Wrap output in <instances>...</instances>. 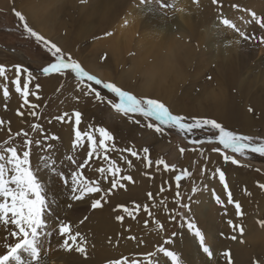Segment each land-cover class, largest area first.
Here are the masks:
<instances>
[{
	"label": "rangeland",
	"instance_id": "obj_1",
	"mask_svg": "<svg viewBox=\"0 0 264 264\" xmlns=\"http://www.w3.org/2000/svg\"><path fill=\"white\" fill-rule=\"evenodd\" d=\"M149 3L141 4L140 0H132L130 7L125 13L126 17L124 18L125 15L123 16L124 19L121 25H113L108 31L99 33L97 29L98 25L94 24L87 27V35L81 37L78 34V28H75L68 19L67 12L71 7L70 0L0 1V63L9 67L17 63L23 64L36 77L32 84H40V91L47 92L43 100L36 98L34 100L28 99L30 104L34 103L39 106L36 109L39 113V118L30 116L28 114L29 110L27 112L30 117L29 121L26 119V116L25 120H23L21 119L22 116L17 115V120L21 125L17 126V129L14 131H30L29 125L31 123H39L48 134H58L60 140L51 141V143L55 144L52 156L56 161L55 167L64 173H68L72 169L66 162V156L70 154L73 125L62 124L56 121L54 117L66 111L72 112L78 110L83 114L80 125L81 130H87L89 126L93 128L103 126L115 137L117 149L134 148L143 157L142 149L147 147L150 150L153 161L162 159L168 165L176 166L177 169L186 168L191 175L189 178L182 180L180 190L184 197L183 202L189 203L192 211V205H195V202H199L209 188L208 181L213 168L217 167L216 165L220 161L223 162V158L219 153L213 152L211 149L214 147L222 148V146L214 143L193 145L188 142V139L184 135L174 130H168L166 135L161 136L144 127L142 117H136V119L141 120V124H136L115 114L106 106L93 103L89 99L82 97L77 102L75 97L80 95V93L74 90V79L61 78L55 74L50 77H44L41 74V67L45 66L47 53L37 46L33 40L26 38L13 13V8L22 12L32 28L57 43L65 53H71L73 58L79 60L87 71L96 75L104 82L115 83L123 90L129 91L137 97L157 99L165 103L174 114L215 119L227 129L239 134L264 138V120H259V116L262 114L256 111L260 107V104H264V77L254 78L253 75H257V72H251L252 76L250 73H246L247 68H251L253 63L264 57V53L261 51V48H264V43L258 42L259 38L263 37L264 30L254 25H244L239 18L243 16L245 19H248L247 13L232 7L233 5H238L239 9L254 11L258 16H261L264 14V0H218V4L216 5L219 6V10L215 15L216 18L219 19L221 13L229 19L237 17L241 21V30L245 31L246 34H253L251 29L253 31L257 30L254 32L257 40L244 41L239 37L240 43H238V48H231V50L227 51L212 50L209 55H204L202 52L206 48L205 44L201 48H198L196 44V54L176 77L167 74L166 69L169 67V64L166 65L163 61V55L167 52L156 51L154 41L148 36V29L143 25L141 18L143 11L141 14L137 13L138 10H141V5L149 6ZM210 3H212V0H198V3H195L194 0H174L173 4L175 8L166 10L171 15L183 9L182 13H185V15L188 13L191 19H196L195 17L199 11L204 12L206 16ZM63 8L65 9V15L61 18L62 13L60 14L59 12ZM261 10L263 12H260ZM129 11H135V14H131L132 20H127L128 23H126L125 19L130 16ZM74 19L72 18V20ZM124 24H128V29L126 32L120 34L121 27L125 26ZM200 30L203 31L204 29ZM108 33H111V35H108ZM75 37L78 38L75 39ZM115 39L117 40L116 43ZM230 63H233L235 67L233 71L230 69ZM13 71L10 67L8 73L10 77L9 81L5 82L3 78H0V85L4 83L8 84L9 96H11V92L12 94L15 93L14 86L11 83ZM260 73L264 75V61L263 65H260ZM208 77H211V79H208ZM152 80L156 81L155 90L151 84ZM61 85H63L62 88ZM97 87L99 88V86ZM31 88L30 93H35L36 89ZM0 90V93H2V87H0ZM101 91L102 94L106 93L110 98L112 97V94L107 93V90ZM151 92H154L153 95L149 94ZM15 94L18 97L17 104L21 106L23 99L18 93ZM81 101L84 104L79 107ZM253 101L256 102L254 103ZM249 107L253 108L254 111L250 112V115L247 113L249 115L247 119L245 111L249 112ZM20 110L23 111L22 108ZM10 117L11 114L5 116L0 114V121H3V123H0V128L8 126ZM49 120L52 121L51 124ZM55 125L56 127L53 129ZM14 131L4 135L0 133V142L10 138H12L13 143L22 140L21 137H14ZM209 135H215V133L198 131L195 133L194 138L205 139ZM35 138H40L39 134ZM181 148L185 149L183 154L180 152ZM192 148H196L197 151H191ZM201 148L204 149V156L209 158L207 161L200 156L199 150ZM226 151L229 155H232L230 150ZM42 154L39 149L33 147L30 159L33 168H41L40 176L46 183V190L49 189V193H47L48 199L57 203V200H60L59 196L63 194L65 196L67 190L61 185V193L55 195L52 191V188L56 186L53 184L61 182L55 176L43 171V162L40 160ZM127 154L116 151L111 152L109 155L112 159L115 156L118 157L117 164L119 166L123 160L121 156H126ZM76 158L78 161L86 160V151L83 149L79 150ZM133 158L139 160L136 157ZM237 158L246 166L239 167L223 162V164L236 169L233 174L237 177L232 176L235 182L239 183L241 181L238 179V176H248L249 178L246 180V183L251 184L250 178H254L258 180L254 186H258V183L264 184V157L258 154H249L247 159L239 156ZM135 163L139 162L135 161ZM107 164L108 162L103 160L102 157L88 161V167L84 170L86 178L98 179L99 173L96 172V168L107 167ZM205 165L207 166V170L202 171L205 169ZM151 169L157 171L155 165ZM174 175L175 173L169 181L170 183L172 182L171 185L175 190ZM214 180L215 178H211V183ZM193 187L198 189L194 195L192 194ZM190 195L192 199L188 200ZM262 198L264 199V195ZM233 199H236L235 195ZM56 203L53 205V208L56 207ZM78 207L80 210H77V206L70 209L67 220L72 223L73 230L75 228L74 224L80 223L85 214L88 216V219L91 215V211H82L84 210V206L78 205ZM56 209L62 210L63 206ZM214 209V205H210L203 211V219L208 226L211 221L205 218H214L217 214ZM262 212L263 208L259 207L253 213L250 221L255 224L258 214ZM186 215L192 218L193 214L186 213ZM250 223H244L242 227L249 230ZM168 224L164 229L162 241H159V246L163 244L165 239H173L172 234L176 233L177 235L181 230L178 222L170 220ZM198 227L206 234V241L208 243L209 234L201 226ZM10 230L11 227L5 229L0 225V254L5 253L6 246L14 242L8 236V231ZM56 237L58 236L54 234L53 238ZM217 237L218 234L215 238ZM244 238L245 236L240 237L239 242H244ZM246 238H250L254 242V238L250 235H247ZM191 239L193 240L191 244H198L193 236H191ZM48 252L49 248L47 254ZM213 253L214 259L215 252L213 251ZM49 264H56V262H50Z\"/></svg>",
	"mask_w": 264,
	"mask_h": 264
},
{
	"label": "snow or ice",
	"instance_id": "obj_2",
	"mask_svg": "<svg viewBox=\"0 0 264 264\" xmlns=\"http://www.w3.org/2000/svg\"><path fill=\"white\" fill-rule=\"evenodd\" d=\"M149 2H155L161 10L175 8L174 4H169L166 0H140L141 4ZM194 2L198 3V0H194ZM212 3L218 4V0H212ZM220 6L222 7V5ZM232 7L247 13L248 19H245L243 16L239 18L244 25H254L264 30V17L258 16L254 11L239 9L238 5H233ZM180 10L182 11L183 9ZM13 13L26 38L33 40L37 46L47 53L45 66L41 67V74L44 77H50L55 74L61 78L74 79V90L80 93V95L75 97L77 102L82 97L89 99L93 103L106 106L115 114L136 124H141V120L136 119V117H142L144 121L143 126L161 136L166 135L168 130H174L184 135L190 144L214 143L222 146V148L214 147L211 151L219 153L224 163L245 167L246 165L242 164L237 156L247 159L249 154H258L264 157V138L239 134L227 129L215 119L174 114L165 103L157 99L137 97L131 92L123 90L115 83L104 82L96 75L87 71L79 60L73 58L71 53H65L57 43L32 28L22 12L13 8ZM217 27L232 30L244 41L257 40L255 33L251 35L246 34L235 22L225 17L222 13L219 15ZM108 35H111V33H108ZM258 42L264 43V37H260ZM236 43H240V40H236ZM10 67L14 70L11 78L14 91L23 99V104L17 109V114L23 116L24 112L20 109L28 107V114L38 119L39 113L36 109L39 106L34 103L30 104L28 97L31 85L36 89V92L32 94L36 96V99H39L41 85L38 83L32 84L36 77L23 64L17 63ZM10 67L0 63V78H3L5 82L10 79L8 75ZM208 79H211V77H208ZM0 87H2L3 98H9L8 84L4 83ZM62 87L63 85H61ZM101 90H107V93H111L112 97L110 98L106 93L102 94ZM248 111L252 112L254 109L249 107ZM82 115L80 111L76 110L72 112L66 111L54 117L56 121L62 124L73 125L70 154L66 156V162L72 169L68 173H64L55 167L56 161L52 156L55 144L51 143V141H59L60 136L56 133L48 134L39 123H31L29 125L30 131L21 130L15 132L13 134L14 137L22 138V140L16 143L12 142V138L0 142V225L5 229L11 227V230L8 231V236L14 241L7 245L5 253L0 254V264H46L48 249L45 246L46 244L50 245L54 234L62 238V242L59 244L61 249L68 252L75 250L85 258L88 255L86 238L82 233L73 231L70 221H66L57 215L55 217L56 223L53 225L46 218L54 215L53 205L56 202L48 199L46 183L40 176L41 168H33L30 159L33 147L43 153L40 156V160L43 162V171L55 176L67 190L65 202L67 209H73L74 206H77V210H80L78 205H84L85 212H95L102 209L109 202L108 198L114 190L125 187L122 181H132L130 175H121L122 169L110 157L109 154L111 152L128 153L129 156L143 159L146 168H151L155 165L158 171L164 170L175 173L174 202L176 207L170 209L169 219L178 222L180 228H186L187 232L196 239L199 248L207 256L209 264H211L214 256L213 250L206 241L205 233L189 215H186V213H191V205L183 202L184 197L180 190L182 180L189 178L190 172L186 168L177 169L174 165L170 166L162 159L153 161L150 150L147 147L142 149L143 157L134 148L117 149L115 137L103 126L98 128L89 126L87 130H81ZM0 123H3V121H0ZM49 123L51 124L52 121L49 120ZM10 131L11 129H9ZM198 131L214 132L215 135H209L205 139L194 138L195 133ZM37 134H39L40 138H35ZM81 149L86 151L87 159L78 161L76 157ZM226 150H230L232 155H229ZM191 151L195 152L197 149L192 148ZM180 152L183 154L185 149L181 148ZM199 152L205 161L209 159L204 156L203 148ZM101 157L108 162L107 167L96 168V172L99 173L98 179L86 178L84 170L88 167V161L94 158L100 159ZM121 159L125 160L129 167L132 166V161L127 156L122 155ZM160 165H163V169H160ZM206 170L207 166L205 165V169L202 171ZM211 178H218L226 194V204L234 205L236 215L242 216L241 204L233 199V194L226 181V173L221 168H216L211 172ZM105 181H109L107 188L103 186ZM170 187V185L168 187L162 185L160 191H168ZM259 187L264 189V184H259ZM197 191L196 187L192 188L193 195ZM211 191L215 203L226 207L225 200H222L220 195L216 194L215 189L213 188ZM147 197L149 201L155 200L152 192H148ZM191 199L192 196L190 195L188 200ZM152 207H155V204ZM121 209L129 217H133L134 211L138 213L141 210L149 216L152 215L148 204L141 206L134 202V211L124 205H118L114 211ZM87 219L88 216L85 214L80 223H84ZM116 219L123 221L125 217L117 215ZM226 223L233 232L243 234L244 229L242 226L233 224V221L230 219ZM259 223L264 227V220ZM157 224H159L158 221ZM160 228L163 229V226L160 225ZM221 235L223 236V233ZM175 236L176 233H173L172 237ZM131 238L135 239V237ZM236 238L235 235L231 236L233 240ZM172 243V238L165 239L155 252L147 253L148 259L146 264H168L169 261L170 264H182L181 257L174 250H170L164 246ZM158 253L162 254L167 260L161 261L156 259L155 257H157ZM221 255L225 258L227 264H233L230 250L222 252ZM25 256L27 259H25ZM110 264H145V262L122 257L111 261ZM253 264H264V262L254 260Z\"/></svg>",
	"mask_w": 264,
	"mask_h": 264
},
{
	"label": "bare ground",
	"instance_id": "obj_3",
	"mask_svg": "<svg viewBox=\"0 0 264 264\" xmlns=\"http://www.w3.org/2000/svg\"><path fill=\"white\" fill-rule=\"evenodd\" d=\"M131 1L132 0H70L71 7L67 12L68 19L75 28H78V34H80L81 37L87 35V27L94 24L98 25V32L103 33L108 31L113 25H121L123 23V19L126 17L125 13L130 7ZM173 1L174 0H166L169 4H173ZM149 4V6L141 5V10H138L137 13L141 14L143 11V14H141L143 25L148 29V36L153 39L156 51L167 52L163 55V61L164 64H169L166 72L170 76H178L188 65L190 59L197 52L196 44L198 48H201L203 44H205L206 48L202 51L204 55H209L212 50L227 51L229 49L231 50V48H238V43H236V40H240L238 34L232 30L217 27L219 19H217L215 15L219 10V6L216 4L210 3L208 5L206 16L204 12L199 11L198 15L195 17L196 19H191L188 13L185 15L181 10L170 15L167 10H161L155 2ZM260 12H263V10ZM59 13H62L61 18H63L65 9L63 8ZM128 13L130 16L125 19L126 23L132 20L131 14H135V11H129ZM261 17H264V14H262ZM72 18L75 19L72 20ZM231 20L240 27L241 21L237 17ZM202 28L204 29L203 31L200 30ZM127 29L128 24L122 26L120 34L126 32ZM256 31L257 30L253 31V29H251L252 33ZM77 38L78 37H75V39ZM116 41L115 39V43ZM261 51L264 53L263 47ZM263 61L264 57L253 63L251 68H247L246 73H250L251 75V72H257V75H253L254 78L264 77V75L260 73V65H263ZM230 69L231 71L235 69L233 63H230ZM151 84L155 90L156 81L152 80ZM31 87L30 85V88ZM153 93L154 92H151L149 94L153 95ZM46 95L47 92L39 91V99H45ZM17 98V95L11 92V96L5 99L2 93H0V114L3 116L11 114L8 126L6 128H0L1 135L9 133V129H11L10 132H13L17 129V126L21 125L17 120V109L20 108L19 104H17ZM35 98L36 96L30 93L28 99L34 100ZM83 104L84 102L81 101L79 107ZM22 109L25 115H23L21 119L25 120L26 116V119L29 121L30 117L27 114L29 108L24 107ZM256 111L262 114L259 116V120H264V104H260V107ZM247 113L249 114L250 112L245 111L246 118L248 119L250 114L248 115ZM55 127L56 125L53 129ZM126 156L132 161V166L129 167L125 160H122L121 165H119L122 169L121 175H130L132 181H122L125 187L114 190L112 195L108 198L109 202L105 204L102 209L96 210L95 212L91 211L89 219L84 221V223L74 224L75 228L73 231L82 233L87 240V258L77 253L75 250L68 252L61 249L59 244L62 242V238L58 236L51 239L50 245L46 244L45 246L47 249L49 248V252L46 256V264L50 262H56V264H110L111 261L122 257H127L129 260L135 259L143 261L146 264L148 259L146 254L156 251L159 246V241L164 235V229L169 225L170 209L176 206L174 202L175 190L171 185L172 182L170 183L169 181V179L173 178L174 173L164 170L153 171L151 168L145 167L143 159L135 160L128 154ZM113 160L117 162L118 157L115 156ZM135 161L139 163H135ZM216 166L217 167L213 168V170L221 168L226 173L229 189L241 204L243 215L237 216L234 205L226 204V194L222 184H220L218 178H215L214 182L211 183L210 177L208 181L209 188L204 193L203 198L199 200V202H195V205H192L191 214H193L192 218L194 222L198 226H201L202 229L204 228L205 232L209 234L208 243L215 252V257L212 259L211 264H227V261L221 255L222 252L227 250L231 251L233 264H253L254 260H261L264 262V227L259 223L264 220V199L262 198L264 189L259 187V183L258 186H254L258 181L254 178H250L251 184L246 183V180L249 178L248 176H238V179L241 181L239 183L235 182L232 176L237 177L233 174L236 169L227 164H223L221 161ZM160 169H163V165L160 166ZM108 183L109 181H105L103 186L107 188ZM53 185H56L52 188L55 195L61 193L60 188L62 183H55ZM162 185L165 187L170 185L171 187L168 191L161 192L160 188ZM212 188H215L216 194L220 195L222 200H225L226 207L221 205L218 206L215 203L212 196ZM148 192L153 193L155 197L154 201L148 200ZM47 193H49V189H47ZM59 197L60 200H57L56 207L54 208V215L46 217L49 223L53 225L56 223L55 217L57 215L60 217L62 216L61 218L67 221L70 214V209L65 207L67 194L65 196L63 194ZM161 201H163V203H161ZM134 202L141 206L148 204L152 215L149 216L143 210L138 213L135 212ZM153 204H155V207H152ZM118 205H124L130 210H133V217H129L122 209L114 211ZM210 205H214V211L217 214L214 218H205L211 221L208 226L204 222L203 211ZM60 206H63L62 210L56 209ZM259 207L263 208V212L258 214L256 223L254 224V222L250 220L253 213H255ZM225 212L227 213L226 215ZM117 215H123L125 219L123 221H118L116 219ZM229 219L237 226H242L244 223L251 222L249 224L250 228L249 230L243 228V234L233 232L226 223ZM145 221H147V223H145ZM157 221L159 224H157ZM160 225L163 226V229L160 228ZM221 233H223V236ZM217 234L218 237L215 238ZM232 235H235L237 238L235 240L231 239ZM247 235L254 238V242H252L250 238H246ZM242 236H245L244 242H239V238ZM131 237H135V239ZM194 240L196 239L194 238ZM192 242L193 240L186 228H181L173 238V243L164 246L170 250H174L181 257L182 264H209L207 256L201 251L199 245L191 244ZM155 258L161 261L167 260V258L159 253ZM25 259H27L26 256ZM168 264H170V261Z\"/></svg>",
	"mask_w": 264,
	"mask_h": 264
}]
</instances>
